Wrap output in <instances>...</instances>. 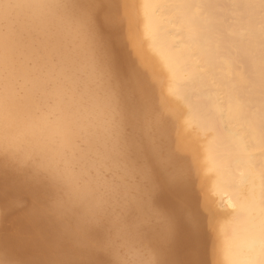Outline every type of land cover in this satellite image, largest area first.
Instances as JSON below:
<instances>
[{
  "label": "bare ground",
  "instance_id": "bare-ground-1",
  "mask_svg": "<svg viewBox=\"0 0 264 264\" xmlns=\"http://www.w3.org/2000/svg\"><path fill=\"white\" fill-rule=\"evenodd\" d=\"M101 170L158 264H264V0H0V264H110L61 197Z\"/></svg>",
  "mask_w": 264,
  "mask_h": 264
},
{
  "label": "clouds",
  "instance_id": "clouds-1",
  "mask_svg": "<svg viewBox=\"0 0 264 264\" xmlns=\"http://www.w3.org/2000/svg\"><path fill=\"white\" fill-rule=\"evenodd\" d=\"M66 212L86 228L104 226L103 247L110 264H158L149 236L163 215L146 194L132 196L113 179L63 181Z\"/></svg>",
  "mask_w": 264,
  "mask_h": 264
},
{
  "label": "rangeland",
  "instance_id": "rangeland-1",
  "mask_svg": "<svg viewBox=\"0 0 264 264\" xmlns=\"http://www.w3.org/2000/svg\"><path fill=\"white\" fill-rule=\"evenodd\" d=\"M144 48H145V49H144V53H145V54L148 53V52H149L148 48H146V47H144ZM146 49H147V50H146ZM145 50L148 51V52H146ZM149 54H150V52H149ZM149 54H148V55H149ZM148 55L146 54V56H148ZM151 55H152V54L149 55V58H150V59H153V57H152ZM150 56H151V57H150ZM158 70H159V72H160V76L163 77V73H162V71H160L161 69L158 68ZM163 95L165 96L166 99H168V100L171 101L172 97H171V96H168L169 94H168L166 91L163 92ZM166 95H167L169 98H168ZM170 98H171V99H170ZM172 100H173V101H172L173 103L176 102L175 99H172ZM176 104H177V103H176ZM177 105H178V104H177ZM175 109H177V110L179 109L178 111L181 110L180 107H179V105L177 106V108L175 107ZM186 132L188 133V129H187ZM189 132H190V130H189ZM101 172H102L103 174H105V175H108V176L112 177L113 180H115L116 182H118V183L124 185V181L121 180L119 177H117L113 172H111V171H109V170H101ZM207 187H208V189L211 190V191H210V190H208V189L205 187V188L207 189V191H208V193H207L208 196H210V194H212V196L214 195L213 197L210 196L211 199L213 198V200H214V198H215V194H214V192H213L212 186L209 184V185H207ZM206 189H205V190H206ZM209 191H210V194H209ZM208 198H209V197H208ZM211 199L209 198L210 202H211ZM214 201L216 202V204H214V203H215ZM214 201L211 202L212 208H213L214 205H216V208L218 207L219 209L222 210L221 206H220L219 204H217V203H218V200L216 201V199H215ZM0 203L2 204V203H4V202H1V201H0ZM213 204H214V205H213ZM2 205H3V204H2ZM19 205L21 206L22 203H21V204H18V206H19ZM3 207H4V206H3ZM216 208H215V206H214L213 209L216 210ZM218 208H217L216 211L219 210ZM8 209H10L12 213H14L12 208H8ZM151 235H152V234H151ZM151 235L149 236L148 239H151Z\"/></svg>",
  "mask_w": 264,
  "mask_h": 264
},
{
  "label": "snow or ice",
  "instance_id": "snow-or-ice-1",
  "mask_svg": "<svg viewBox=\"0 0 264 264\" xmlns=\"http://www.w3.org/2000/svg\"><path fill=\"white\" fill-rule=\"evenodd\" d=\"M36 235H38V234L34 230H22L19 234V237L21 239H28V238H32ZM193 264H196V262H193Z\"/></svg>",
  "mask_w": 264,
  "mask_h": 264
}]
</instances>
